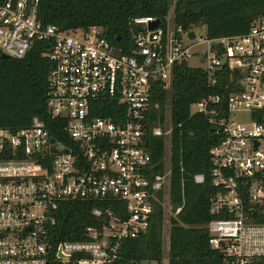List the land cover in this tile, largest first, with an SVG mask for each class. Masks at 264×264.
Here are the masks:
<instances>
[{
    "label": "built area",
    "instance_id": "2783aa9c",
    "mask_svg": "<svg viewBox=\"0 0 264 264\" xmlns=\"http://www.w3.org/2000/svg\"><path fill=\"white\" fill-rule=\"evenodd\" d=\"M37 4L0 0V56L21 60L43 49L51 64L46 108L69 143L36 118L25 128H0V264H121L123 244L148 233L156 205L170 213L165 148L172 128L168 114L163 126L151 117L159 109L158 91H171L174 68L190 67L192 59L197 65L190 68L201 70L209 87L224 73L233 84L229 94L193 105L221 136L210 150L208 243L226 264L264 259V223L255 219L264 209L256 179L264 176V123L255 117L264 110V17L244 35L217 39L205 32L197 37V27L184 30L167 19L149 29L157 19L142 17L133 21L138 30L124 51L97 28L44 25ZM109 112L114 118L101 116ZM147 134L165 141L157 162L146 148ZM193 181L202 184L204 176ZM75 201L106 209L92 211L96 222L82 239L51 245L58 206Z\"/></svg>",
    "mask_w": 264,
    "mask_h": 264
},
{
    "label": "trees",
    "instance_id": "16d2710c",
    "mask_svg": "<svg viewBox=\"0 0 264 264\" xmlns=\"http://www.w3.org/2000/svg\"><path fill=\"white\" fill-rule=\"evenodd\" d=\"M37 1L36 16L44 25H53L63 31L88 32L97 28L101 36L124 51L131 43L132 30H138L133 25L135 19L152 17L165 24L170 7L169 0ZM262 17L264 0L173 2V23L184 30L202 26L210 39L244 35L252 23ZM42 54L43 49L37 48L21 60L0 56V128H25L36 118L54 138L69 143L63 135V124L51 119L46 108L47 75L51 64ZM229 81L228 74L224 73L215 87H209L201 70L182 64L174 68L171 91H158L159 109L153 112L152 121L163 126L168 114L172 128L167 264H226L221 254L209 245L206 229L214 218L209 215L210 198L214 193L210 150L219 144L221 136L215 133L203 114H192L191 107L207 97L229 94L233 87ZM101 116L114 118L110 112ZM255 117L264 123V110ZM151 124L153 126V122ZM145 142L152 160L159 161L164 155V139L147 134ZM195 175H203L204 182L195 184ZM256 179L264 189V176L257 175ZM179 207L181 211L173 216ZM95 208L105 210L106 206L95 201L61 203L55 213V224L48 233L49 243L56 246L59 242L82 239L84 228L96 222L92 215ZM260 211L255 219L264 223V209ZM163 220V208L158 204L148 233L123 244L121 264H161ZM255 264H264V259Z\"/></svg>",
    "mask_w": 264,
    "mask_h": 264
},
{
    "label": "rangeland",
    "instance_id": "374dc122",
    "mask_svg": "<svg viewBox=\"0 0 264 264\" xmlns=\"http://www.w3.org/2000/svg\"><path fill=\"white\" fill-rule=\"evenodd\" d=\"M170 2V7H169V12H168V17H167V22L168 24H172L173 22V2L174 0H169ZM195 30V33L197 35V37H200L204 34L205 32V28L200 26V27H197ZM188 65L190 67H193L196 64V62L192 59V60H189L188 61ZM196 112V107L195 106H192L191 107V113H195ZM168 113V112H167ZM167 117V115H166ZM238 118L240 119H245V115H242V116H239ZM244 124H247L246 122H243ZM165 152H166V156L168 157V152H169V148H168V143L166 145V148H165ZM169 216L170 213L169 212H165L164 213V220H163V228H162V241H163V258H162V262L161 264H167V258H168V231H169V222H168V219H169ZM150 264H157L156 262H151Z\"/></svg>",
    "mask_w": 264,
    "mask_h": 264
},
{
    "label": "water",
    "instance_id": "95a60500",
    "mask_svg": "<svg viewBox=\"0 0 264 264\" xmlns=\"http://www.w3.org/2000/svg\"><path fill=\"white\" fill-rule=\"evenodd\" d=\"M158 24H159V21L157 20V21H154L153 23H151V24H149V29H154V28H156L157 26H158ZM190 38L191 39H193L194 38V35H193V33H190ZM117 41H119V38L117 39ZM1 58L2 59H8L6 56H4V55H1Z\"/></svg>",
    "mask_w": 264,
    "mask_h": 264
}]
</instances>
